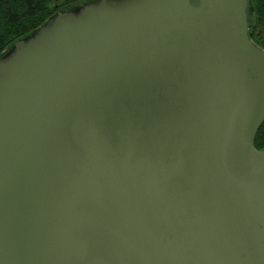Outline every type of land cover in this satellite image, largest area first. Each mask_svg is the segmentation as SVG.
Segmentation results:
<instances>
[{
    "label": "water",
    "instance_id": "95a60500",
    "mask_svg": "<svg viewBox=\"0 0 264 264\" xmlns=\"http://www.w3.org/2000/svg\"><path fill=\"white\" fill-rule=\"evenodd\" d=\"M251 26V0H98L0 59V264H264Z\"/></svg>",
    "mask_w": 264,
    "mask_h": 264
},
{
    "label": "trees",
    "instance_id": "16d2710c",
    "mask_svg": "<svg viewBox=\"0 0 264 264\" xmlns=\"http://www.w3.org/2000/svg\"><path fill=\"white\" fill-rule=\"evenodd\" d=\"M98 0H0V59L20 41L28 39L55 19L59 12L75 10ZM64 10V11H63ZM252 40L264 49V0H251ZM255 147L264 150V125Z\"/></svg>",
    "mask_w": 264,
    "mask_h": 264
},
{
    "label": "flooded vegetation",
    "instance_id": "af4514ba",
    "mask_svg": "<svg viewBox=\"0 0 264 264\" xmlns=\"http://www.w3.org/2000/svg\"><path fill=\"white\" fill-rule=\"evenodd\" d=\"M110 2V0H108ZM71 11V10H70Z\"/></svg>",
    "mask_w": 264,
    "mask_h": 264
},
{
    "label": "rangeland",
    "instance_id": "374dc122",
    "mask_svg": "<svg viewBox=\"0 0 264 264\" xmlns=\"http://www.w3.org/2000/svg\"><path fill=\"white\" fill-rule=\"evenodd\" d=\"M64 11V10H63Z\"/></svg>",
    "mask_w": 264,
    "mask_h": 264
}]
</instances>
